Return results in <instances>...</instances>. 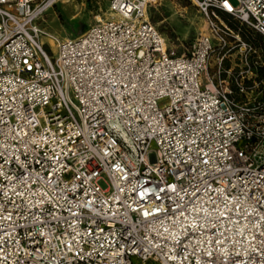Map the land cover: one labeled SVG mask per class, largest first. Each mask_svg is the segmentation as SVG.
<instances>
[{"label": "built area", "instance_id": "built-area-1", "mask_svg": "<svg viewBox=\"0 0 264 264\" xmlns=\"http://www.w3.org/2000/svg\"><path fill=\"white\" fill-rule=\"evenodd\" d=\"M60 1L0 0V264H264V0H190L180 53L159 0L53 50Z\"/></svg>", "mask_w": 264, "mask_h": 264}, {"label": "rangeland", "instance_id": "rangeland-1", "mask_svg": "<svg viewBox=\"0 0 264 264\" xmlns=\"http://www.w3.org/2000/svg\"><path fill=\"white\" fill-rule=\"evenodd\" d=\"M232 2L237 4L236 0ZM108 8L107 0H61L45 17L44 26L52 33L45 36V44L56 50L58 38L63 40L78 37L96 23L97 16L103 20L110 17ZM150 14L152 22L164 33L170 47L179 53L183 50V44L186 46L191 44L209 30L206 16L190 0H159L151 6ZM231 24L234 29L239 26L236 21ZM254 44L258 48L262 46L264 50V42L261 39ZM235 52L229 51L228 48L223 51L227 57L225 61L227 67L231 66L229 59H234ZM100 185L107 189L111 187V182L105 177L100 180Z\"/></svg>", "mask_w": 264, "mask_h": 264}, {"label": "bare ground", "instance_id": "bare-ground-1", "mask_svg": "<svg viewBox=\"0 0 264 264\" xmlns=\"http://www.w3.org/2000/svg\"><path fill=\"white\" fill-rule=\"evenodd\" d=\"M112 16V14H110V17ZM101 20H103L100 16H97L96 17V22H98V21H101ZM203 24V23H202ZM209 28V27H208ZM203 30H201V32H202ZM202 34H209V30H208V32H206V33H202ZM45 36H49V34H47V35H44V36H42V39H41V41H42V43L43 44H45V40H44V38H45ZM70 38H72V37H70ZM59 40V39H58ZM57 40V41H58ZM46 45H48V44H46ZM57 48V47H56Z\"/></svg>", "mask_w": 264, "mask_h": 264}]
</instances>
